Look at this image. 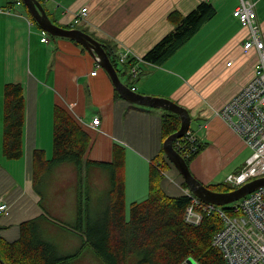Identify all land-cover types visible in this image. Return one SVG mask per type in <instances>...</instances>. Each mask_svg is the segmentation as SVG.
<instances>
[{"label": "crops", "instance_id": "1", "mask_svg": "<svg viewBox=\"0 0 264 264\" xmlns=\"http://www.w3.org/2000/svg\"><path fill=\"white\" fill-rule=\"evenodd\" d=\"M251 1L255 3L257 34L264 42V0ZM200 2L42 0V6L48 17L60 26L72 25L75 13L81 7H86V18L77 25L85 26L79 29L98 41L109 39L116 45L117 54L130 51L136 57H142L172 30L173 26L167 20L170 12L177 10L186 14ZM207 2L215 7L216 13L198 31L207 34L205 42L202 40L198 43V48L204 46L199 61L191 66L185 62L192 55L190 42L198 36L197 32L160 66L139 61L136 62L139 69L137 76L126 73L119 79L135 92L171 99L186 107L191 117L199 116L204 121L200 124L204 127L198 131L202 142L212 139L215 143H226L234 148L240 142L246 147L237 132L219 115V110L253 77L258 51L251 48L248 53H243V41L248 29L243 28L232 14L238 0ZM0 8V121L5 83L22 84L26 103L23 156L8 160L0 153V201L2 198L8 205V212L0 213V235L12 241L18 237L21 222L41 217L40 230L43 233L45 229L59 231L61 236L64 235L58 245L61 249L59 253L69 254L80 246L83 235L54 223L44 215L63 222L75 221L74 164L65 162L53 167L45 177L41 196L32 186L33 150H44L47 159L52 155L53 105L67 110L89 135L91 142L87 159L110 162L113 145L124 147L127 206L147 195L148 167L162 147L160 129L164 109L137 105L115 96L109 75L99 67L92 55L90 59L86 58L81 49L84 47L76 41L58 40V37L48 39V42L42 41V29L33 23L22 0H0ZM52 40L57 45L53 47V52L58 50L53 61L49 62L43 47H49ZM79 52L85 58V67L79 63ZM227 61L231 64L227 65ZM93 70L96 71L95 75L90 74ZM95 116L100 120L96 127L91 123ZM1 134L2 124L0 138ZM204 149L199 155L203 153L210 157L212 152ZM199 155L191 162L195 168ZM191 164L189 168L192 172ZM163 171L166 175H163L161 182L162 190L171 195L182 193L179 191L183 188L180 186L182 177L177 170L166 162ZM194 173V177L203 184H213L208 176L204 178L196 171ZM85 181L88 191H107L110 184L108 173L95 165L88 167ZM98 203L102 206V199L92 206ZM84 251L85 254L86 251L94 254L91 249ZM94 256L89 254L86 260L73 261V264H90L91 261L97 264Z\"/></svg>", "mask_w": 264, "mask_h": 264}, {"label": "trees", "instance_id": "2", "mask_svg": "<svg viewBox=\"0 0 264 264\" xmlns=\"http://www.w3.org/2000/svg\"><path fill=\"white\" fill-rule=\"evenodd\" d=\"M39 1L42 4V0ZM215 13V7L206 1H201L186 14L177 10L170 12L167 20L173 26L172 30L148 49L140 57V61L160 66L185 45ZM29 16L38 25L30 14ZM51 20L55 23V20ZM62 27L80 28L75 24ZM99 40L119 77L126 73L133 76L130 70L139 61L128 56L125 62L119 64L116 45L109 39ZM114 93L120 97L115 89ZM25 107L22 84L5 83L2 89L0 153L8 160H17L23 156ZM52 109V155L47 159L44 150H33L32 186L41 196L45 177L53 167L65 162L74 164L76 218L73 223L61 226L80 232L83 241L74 252L60 254L56 245L42 236L41 217L30 218L19 224L16 239L8 241L0 235V264H72L86 249H91L96 254L100 264H129L130 257L137 258L135 264H181L188 257L198 260L200 264H225L221 253L211 244L213 235L222 227L219 215L214 212L204 213L198 225H190L183 219L190 197L183 193L171 195L162 190L166 162L175 169L162 147L148 167L146 197L127 206L124 147L113 145L110 162L87 159L86 153L91 142L89 135L63 107L54 104ZM163 111L161 143L176 132L181 123L177 113L165 109ZM174 143L175 140L173 145ZM205 145L204 141H198L191 154L183 155L188 166ZM91 165L98 166L109 175L110 184L104 200L102 199V206L94 207L90 203L85 180L86 171ZM178 174L180 175L179 172ZM181 185L188 187L183 178ZM206 186L218 192L231 191L237 187L226 182Z\"/></svg>", "mask_w": 264, "mask_h": 264}, {"label": "built area", "instance_id": "3", "mask_svg": "<svg viewBox=\"0 0 264 264\" xmlns=\"http://www.w3.org/2000/svg\"><path fill=\"white\" fill-rule=\"evenodd\" d=\"M86 14L87 8L81 7L75 13L72 24L83 22ZM232 14L243 28L248 29L243 41V53H248L251 48L258 51L253 77L219 110V115L237 132L243 143L252 148L244 167L238 173L228 175L226 179L228 183L238 186L264 177V42L257 34L253 1L238 0ZM41 40L48 42V36L43 30ZM128 56L134 57L137 61L141 60L130 51H123L118 54L119 62H125ZM226 64L230 65L231 62L227 61ZM130 72L134 77L137 76V67L133 66ZM90 74L95 75L96 71L93 70ZM99 121V117L95 116L91 123L96 127ZM202 127L204 125L200 126V129ZM198 141H200L198 130L189 129L180 140L175 141L174 146L182 156H188L196 148L195 144ZM183 191L190 197V206L185 214L186 222L199 224L204 213L214 212L221 218L222 227L213 235L211 243L221 253L225 264H264V186L228 204V208L205 202L189 189ZM7 212L8 205L1 198L0 213ZM192 264L200 263L192 259Z\"/></svg>", "mask_w": 264, "mask_h": 264}, {"label": "water", "instance_id": "4", "mask_svg": "<svg viewBox=\"0 0 264 264\" xmlns=\"http://www.w3.org/2000/svg\"><path fill=\"white\" fill-rule=\"evenodd\" d=\"M29 14L42 30L53 37H65L81 44L109 75L111 82L121 97L134 104L145 107H158L177 113L180 116L179 129L166 137L162 148L169 161L180 173L190 191L199 199L214 205H226L237 201L255 189L264 186V177L248 181L231 191H213L194 177L184 158L175 150L173 142L181 138L188 130L191 117L188 109L171 99L152 97L135 92L132 88L123 84L119 79L116 69L111 63L103 45L91 35L79 28H64L54 23L47 15L39 0H22ZM184 264H192V259L187 258Z\"/></svg>", "mask_w": 264, "mask_h": 264}, {"label": "rangeland", "instance_id": "5", "mask_svg": "<svg viewBox=\"0 0 264 264\" xmlns=\"http://www.w3.org/2000/svg\"><path fill=\"white\" fill-rule=\"evenodd\" d=\"M79 26L84 28L85 25L81 24ZM197 35L198 36H196L195 40L190 42V44L192 43V46H193L192 55H191V57L189 58L188 61H185V62H187V64L189 66H191L192 64H194L197 61H199L200 57H201V55L203 53V47L204 46H201V47L198 48V45H200L198 43H201L202 40H204V42H205L207 34L199 33ZM48 37H49V39H51L50 35H48ZM60 39L66 40V39H69V38H65V37L59 38L58 37V40H60ZM55 45H56V43L52 40V42H51L49 47H46V46L43 47V50L48 55L49 62L50 61L52 62L53 59L56 56V52H57L58 49H56V51L53 52L54 51L53 47H55ZM56 47H57V45H56ZM188 47H191V45L188 46ZM45 49H48V50L46 51ZM61 49L64 50L63 48H61ZM81 49L83 51L82 53H84L86 55V58L90 59L91 58V54L87 50H85L84 48H81ZM82 53L79 52L77 54V56L80 59L79 60L80 65L85 67L86 61H85V58L83 57ZM188 65L186 67H188ZM199 118L200 117L197 116V115H192V117H191V125H190L191 128H194V130H198V131L200 130V127H199L200 124L202 122H204L202 119H199ZM0 128H1V121H0ZM227 134L230 137H233L232 134H230L229 132H227ZM204 143H206L204 150L208 149V151L212 152V154H211L210 157H208L207 154L206 155L204 154L205 155L204 156L203 153H201L199 155V158L197 159V168L193 167L192 164L190 163L191 164V169H192L193 173L196 171L197 174H201L204 178H205V176H208L209 178H211L210 182L213 183V185L216 184V183L220 184V183H223L225 181H226V183H228L227 180H226L228 175L238 173L240 168L244 167L245 162H246V158H248L250 156V154L252 153V148L250 146L243 147L241 144H239L240 142L237 143V145H238L237 148H234V147H232L230 145H226V143H222V142L221 143H215V141H213L212 139L205 140ZM208 171H210V172H208ZM126 173H127V170H126ZM128 173H129V171H128ZM163 175L165 176L166 174L164 173ZM228 184L232 185L230 183H228ZM180 186H182V185H180ZM41 191H44V184L41 187ZM179 191H181L182 193L184 192L182 190H179ZM106 192L107 191H88L91 205H93V203H95V201L100 202L101 199L104 200L105 197L103 195H106ZM145 192H147V191H145ZM44 199H45V197H44ZM98 206H100L99 203H98ZM189 206H190V202L188 203V206L186 207L184 215H183V219H184L185 222H186L185 214H186V211H187ZM50 220L53 221L54 223L58 224V225L71 224L72 223V222L59 221L57 219L56 220L50 219ZM186 223H188V222H186ZM188 224L195 225V226L198 225V224H191V223H188ZM41 232H42V236L46 240H48V241L52 242L53 244H55L57 249H58V251L61 252V249L59 250L58 245H59V242L61 240V237H64V235L61 236L62 234H60L59 231H51V230H48V229H45L44 233H43L42 230H41ZM84 252L85 251H83L79 256H77L73 261L81 260L83 258L86 260L87 257H89V254H90L91 256L95 255L94 259H96V261H97L96 263L99 264V261L97 259L96 254H93L91 251H86L87 252L86 254ZM136 260H137L136 257H130L128 263L129 264H135ZM184 263H185V260L181 264H184ZM90 264H92V261L90 262Z\"/></svg>", "mask_w": 264, "mask_h": 264}]
</instances>
